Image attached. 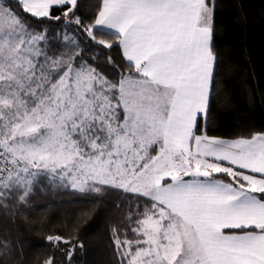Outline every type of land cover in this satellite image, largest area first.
I'll return each instance as SVG.
<instances>
[{
	"label": "snow or ice",
	"instance_id": "snow-or-ice-1",
	"mask_svg": "<svg viewBox=\"0 0 264 264\" xmlns=\"http://www.w3.org/2000/svg\"><path fill=\"white\" fill-rule=\"evenodd\" d=\"M220 8L0 0V264H80L101 222L108 264H264V126H213L237 70ZM53 193L76 197L57 217Z\"/></svg>",
	"mask_w": 264,
	"mask_h": 264
},
{
	"label": "trees",
	"instance_id": "trees-1",
	"mask_svg": "<svg viewBox=\"0 0 264 264\" xmlns=\"http://www.w3.org/2000/svg\"><path fill=\"white\" fill-rule=\"evenodd\" d=\"M219 3L217 43L232 58L237 70L231 78L234 101L230 107H221L215 114L213 126L218 134L232 135L245 128L264 126V0H219ZM75 198L64 193L47 195L43 202L52 207L46 215L57 217ZM111 214L115 217L118 212L112 210ZM56 226L60 225L57 223ZM8 227L18 237V246L24 256L43 251L40 247L43 233L35 232L33 222L27 217H21L20 222H13ZM86 239L88 246L80 253V264H108L111 256L105 223L101 222Z\"/></svg>",
	"mask_w": 264,
	"mask_h": 264
}]
</instances>
